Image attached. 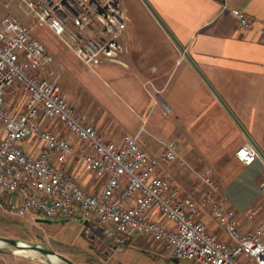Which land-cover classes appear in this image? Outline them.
Instances as JSON below:
<instances>
[{"label":"built area","instance_id":"2783aa9c","mask_svg":"<svg viewBox=\"0 0 264 264\" xmlns=\"http://www.w3.org/2000/svg\"><path fill=\"white\" fill-rule=\"evenodd\" d=\"M8 8V5H6ZM28 24L9 13L0 30V192L7 194L11 211L47 218L62 217L86 226L92 223L114 247H122L135 234L150 240L187 264H264V226L241 231L231 203L220 194L210 177L201 202L178 188L164 165L177 157V144L169 141L161 156L143 149L138 135L126 133L117 143L104 137L62 93L54 56L34 35L48 27L64 39L89 70L103 65L127 67L128 51L120 42L127 27V13L119 0H19ZM231 12L239 25L255 31L264 44V24L239 11ZM25 94L24 108L5 100L9 87ZM42 119L62 124L72 138L42 126ZM37 144L30 154L22 143ZM246 165L263 161L250 142L236 151ZM80 164L98 179V191L80 185L71 172ZM264 194V182L261 184ZM159 212L171 226L151 218ZM212 217L225 229L223 240L209 228ZM88 226V227H87Z\"/></svg>","mask_w":264,"mask_h":264},{"label":"crops","instance_id":"0c3cea01","mask_svg":"<svg viewBox=\"0 0 264 264\" xmlns=\"http://www.w3.org/2000/svg\"><path fill=\"white\" fill-rule=\"evenodd\" d=\"M119 1L128 18L121 37L128 49L122 57L127 67L103 65L91 70L109 80L112 88L124 95L128 105L136 110V114L128 116L121 124L124 130L117 143L126 133L138 135L143 149L161 156L164 145L175 141L176 159H191L195 175L209 174L218 185L219 194L232 204L241 231L264 226L261 190L264 160L246 165L236 157V151L251 141L264 154V44L259 42L255 31L242 28L231 12L238 9L257 24H264V0H147L206 80L144 0ZM147 86H151L154 93L148 92ZM5 100L10 107L13 101L21 103L17 110H22L26 96L13 86L6 91ZM93 121L90 123L104 137L113 139V131L103 128L102 121ZM42 126L72 138L62 124L42 119ZM154 140L161 144L156 145ZM22 145L28 153H38L37 144L24 141ZM170 163L164 165L166 171ZM70 169L85 189L98 191L104 183V179H98L80 164L72 163ZM173 180L184 194L181 185ZM205 188L207 190L206 184ZM150 216L171 226L157 211ZM45 218L46 222L71 221L62 217ZM207 223L221 239L228 238L225 229L212 219ZM91 226L92 240L117 250L102 237L97 225L92 223ZM136 237L133 235L123 249ZM153 243L172 259L170 252ZM15 264L38 263L16 258Z\"/></svg>","mask_w":264,"mask_h":264},{"label":"rangeland","instance_id":"374dc122","mask_svg":"<svg viewBox=\"0 0 264 264\" xmlns=\"http://www.w3.org/2000/svg\"><path fill=\"white\" fill-rule=\"evenodd\" d=\"M9 13L26 24L30 22L19 7V0H0V23ZM34 35L54 56L52 68L59 74L61 91L74 107L76 116H83L88 123L90 121L94 123L93 119L102 121L103 128L113 131L112 140L118 142L124 130L121 124L128 116L136 114V110L128 105L127 98L113 89L110 81L105 77L94 74L82 65L66 41L56 36L48 27L36 28ZM120 42L123 44L121 39ZM12 89L13 87H9L7 91ZM147 89L148 92L149 90L153 92L151 86H147ZM20 104L13 101L11 107L21 108ZM45 120L57 123L53 119ZM153 142L156 145L161 144L157 140ZM194 167L191 159L185 158L182 161L177 158L167 165V170L181 185L185 195L192 196L196 201L201 202L206 191L202 179L209 174L201 172L195 175ZM45 219L42 214L29 213L24 217L15 215L10 209L7 194L0 192V236L16 239L23 246L40 245L43 248L53 249L75 264H186L187 262L185 259L174 256L171 259L152 240H148V236L136 234L135 241L128 245L127 249L117 247L115 251L98 240H92L93 234H86V226L81 223L74 221L59 223L56 220L46 222ZM208 219L216 222L210 216L205 218L207 222ZM149 242L153 245L139 247ZM0 250L3 257L0 258L2 264H15L16 258H22L28 263L67 264L61 259L55 263L51 257L39 252H36L35 256H25L20 251L26 249L10 244H2Z\"/></svg>","mask_w":264,"mask_h":264},{"label":"water","instance_id":"95a60500","mask_svg":"<svg viewBox=\"0 0 264 264\" xmlns=\"http://www.w3.org/2000/svg\"><path fill=\"white\" fill-rule=\"evenodd\" d=\"M145 3L148 5V7L151 9V11L154 13V15L157 17V19L159 20V22L162 24V26L166 29V31L170 34V36L173 38V40L175 41V43L178 45V47L180 48V50L184 53V55L191 61V63H193V65L196 67L195 63L193 62V60L191 59V57L189 56V54L186 52L185 48L173 37V35L171 34V32L167 29L166 25L163 23V21L159 18V16L155 13V11L153 10V8L150 6V4L147 2V0H144ZM196 69L198 70V72L200 73L199 69L196 67ZM201 76L205 79V77L202 75V73H200ZM206 80V79H205ZM211 87V86H210ZM211 89L214 91V89L211 87ZM215 92V91H214ZM251 144L254 145V147L257 149L259 155L262 157V159L264 160V154L262 153V151L257 147V145L251 141ZM0 242L2 244H10L12 246L18 247V248H22V249H33L36 252H39L43 255H46L50 258V256H57L58 259H61L62 261H64L67 264H75L72 260L64 257L63 255L57 253L56 251H54L53 249H47V248H43L40 245H26L23 246L19 243L18 240L16 239H12V238H8V237H3L0 236ZM1 251V250H0Z\"/></svg>","mask_w":264,"mask_h":264},{"label":"bare ground","instance_id":"6f19581e","mask_svg":"<svg viewBox=\"0 0 264 264\" xmlns=\"http://www.w3.org/2000/svg\"><path fill=\"white\" fill-rule=\"evenodd\" d=\"M2 245V243L0 242V246ZM23 255H25V256H28V255H30V256H35L36 255V251L35 250H33V249H26V250H22V251H20ZM51 257V259L55 262V263H57V261H58V257L57 256H50Z\"/></svg>","mask_w":264,"mask_h":264},{"label":"trees","instance_id":"16d2710c","mask_svg":"<svg viewBox=\"0 0 264 264\" xmlns=\"http://www.w3.org/2000/svg\"><path fill=\"white\" fill-rule=\"evenodd\" d=\"M127 244V243H126ZM126 244L125 245H123L122 247H125L126 246Z\"/></svg>","mask_w":264,"mask_h":264}]
</instances>
